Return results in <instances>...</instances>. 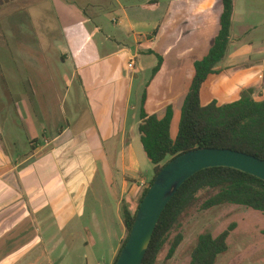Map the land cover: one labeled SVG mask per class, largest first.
<instances>
[{
	"label": "crops",
	"instance_id": "0c3cea01",
	"mask_svg": "<svg viewBox=\"0 0 264 264\" xmlns=\"http://www.w3.org/2000/svg\"><path fill=\"white\" fill-rule=\"evenodd\" d=\"M221 12V0H24L5 14L0 264H114L128 235L124 209L137 210L154 176L140 107L157 54L155 113L173 105L175 140L188 70L210 49ZM216 68L203 103L245 89L264 99V0H234Z\"/></svg>",
	"mask_w": 264,
	"mask_h": 264
},
{
	"label": "trees",
	"instance_id": "16d2710c",
	"mask_svg": "<svg viewBox=\"0 0 264 264\" xmlns=\"http://www.w3.org/2000/svg\"><path fill=\"white\" fill-rule=\"evenodd\" d=\"M221 4L218 33L208 52L197 59L188 70V94L182 107L179 132L175 140L170 132L174 116L173 105L167 106L166 114L161 119L155 113L160 106L157 96L161 82L157 76L164 69V57L157 54L159 62L143 92L140 107V117L143 120L140 124L142 145L154 165V176L144 188L138 208L156 175L165 164L181 153L199 147H217L242 151L264 159V99H256L250 89H245L235 100L220 102L215 98L208 103L202 101L204 84L211 75L221 72L216 67L226 56L230 41L234 0H221ZM201 192L209 193L202 203L207 209L231 203L264 212L263 179L231 167L218 166L201 170L179 188L165 208L143 264H156L164 246L177 228L181 215L199 200L198 195ZM138 208L134 213L124 209L128 235L120 252L127 242ZM235 227L236 224L232 223L217 236L211 232L200 234L190 264H216L218 258L228 250V237ZM182 239V233L177 230L167 259L173 257Z\"/></svg>",
	"mask_w": 264,
	"mask_h": 264
},
{
	"label": "rangeland",
	"instance_id": "374dc122",
	"mask_svg": "<svg viewBox=\"0 0 264 264\" xmlns=\"http://www.w3.org/2000/svg\"><path fill=\"white\" fill-rule=\"evenodd\" d=\"M2 1H7L8 4L4 6L0 4V27L3 26L5 14L15 12L24 5V0H0ZM10 74L13 75L12 71ZM69 100L67 108L71 117L72 105ZM145 157L151 168L152 163L146 155ZM153 172L151 168V173ZM208 195L206 192L199 193V200L183 212L177 228L164 246L156 264H190L200 234L211 232L217 236L232 223H235L236 227L228 237L229 248L218 258L216 264H264V212L231 203L207 209L202 203ZM177 230L183 235L182 242L173 257L167 259L171 241Z\"/></svg>",
	"mask_w": 264,
	"mask_h": 264
},
{
	"label": "water",
	"instance_id": "95a60500",
	"mask_svg": "<svg viewBox=\"0 0 264 264\" xmlns=\"http://www.w3.org/2000/svg\"><path fill=\"white\" fill-rule=\"evenodd\" d=\"M218 166L236 168L264 180V159L252 154L217 147L179 154L156 175L115 264H143L160 218L179 188L197 172Z\"/></svg>",
	"mask_w": 264,
	"mask_h": 264
},
{
	"label": "built area",
	"instance_id": "2783aa9c",
	"mask_svg": "<svg viewBox=\"0 0 264 264\" xmlns=\"http://www.w3.org/2000/svg\"><path fill=\"white\" fill-rule=\"evenodd\" d=\"M131 64H134L133 61H131Z\"/></svg>",
	"mask_w": 264,
	"mask_h": 264
}]
</instances>
